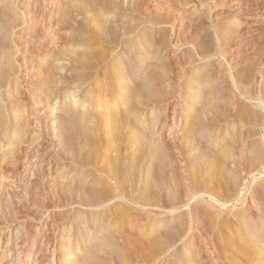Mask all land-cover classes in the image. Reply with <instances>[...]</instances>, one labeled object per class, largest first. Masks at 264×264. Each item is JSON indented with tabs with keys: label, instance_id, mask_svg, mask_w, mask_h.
<instances>
[{
	"label": "rangeland",
	"instance_id": "374dc122",
	"mask_svg": "<svg viewBox=\"0 0 264 264\" xmlns=\"http://www.w3.org/2000/svg\"><path fill=\"white\" fill-rule=\"evenodd\" d=\"M93 1H95V2H93ZM93 1H91V0L90 1L89 0H87V1L86 0H0V18H1L0 19V46H1L0 47V87H1V89H0V114H1L0 115V177L2 178V179L0 178V264L1 263L2 264H64V263L65 264H81V263L84 264V262L87 258H88L87 259L88 262L86 261L85 264H89V261H90V264H93V263L95 264V261H96V264H101L99 262L102 259H103L101 261L102 264H107V263L108 264H110V263L115 264V261L117 260V259L112 260L110 258L112 255L110 254L111 256L110 255L108 256V253H106V252L105 253L107 254L106 255L107 258H105L104 253L101 254V252L94 251L95 248L97 247V246H95V244L100 242V240H98V239H100V237L98 235H100L102 237L103 234L107 235L111 232V227H109V228L106 227V229H105V227H102L103 230H101L102 213H98V212L94 211L93 213H91L93 216L91 214L90 215L88 214L87 220H85V222L87 224H89V230L91 227L92 232H93V229H96L94 231H96L99 234H97L96 232L95 233L93 232V234H95L94 239H93V234H90L92 237L91 236L86 237V238H88V240H86L84 233L82 231L83 228L81 227L80 222H79L81 219H79L77 217L78 213L79 214L84 213L83 209H80V207L77 206L76 204L72 205V203L71 204L68 203L67 199H69V198L67 197V199H66V195L64 194L65 190L62 191L63 190L62 188H65V185L67 186L68 185L67 183L70 184L73 179L74 180L76 179V177H77V179H76L77 181L80 180V178L82 179L84 177L85 178L90 177L89 180L93 178V176L90 172L83 173L84 177L82 176V173H81V175L78 174L79 171L74 169V166H72V164H70V160L66 161L63 159V156L66 155L65 153H67L68 150H70L68 148L71 145H72L71 149L74 148L75 146L77 147L76 143L77 142L79 143V139L77 137V134L73 135L75 132L78 133V129L74 128L77 126L73 125V123H75V125H77L75 122L76 118H74L75 121H72V119H70L68 117V115H66V117H67L66 118L65 114H67V113L63 112V107H64V105L67 106L66 103L69 104V102L73 100V99L72 100L70 99V98H72L71 97L72 93L76 92L79 95L77 101H80V98H82V97L87 99L86 95L88 94V91L90 90L87 88V85L84 84L83 78H82L83 80L82 79L80 80L78 77H76L77 75H79V73H77V74L75 73V72H79V71H77L78 63L76 64V61L73 58H76L77 56L79 58V55L84 53L83 51L86 50L85 48H87L86 47L87 44L83 46V39L82 38H85L87 36L83 35V34H85V33H83V31H85V29H83L84 27H82V29H81V26L85 25L86 22L88 23V21L85 19H88L91 15L93 16V13L92 14L89 13V17H88V14L84 15V18H85L84 19L83 17H81V16H83V13H82V11H80L83 9V7L81 8L79 6L81 4L83 6L84 3H85L84 6L86 7V9H88V8L90 9L93 6L94 7L96 6V8L91 9V10L96 11L97 6H99L100 3L102 4V2H105V6L107 5L106 0L105 1L101 0V2H98L100 0H97V1L93 0ZM108 1L111 2V0H107V2ZM116 1L120 2V4H122V5H125L124 7H127L128 4L132 3V0H120V1L116 0ZM147 1L150 3V5H151V7H153V9L155 7L158 9V10L156 8L154 9V11L156 10L155 13H154V11H150L153 15V17H152V15L150 16L151 19L155 18L154 16H156L157 13L158 14L160 12H161V14L165 13V12H163V10L166 8V4L161 2V0L159 2H157V4L154 2V0H152V1L147 0ZM189 1H190L188 3L189 5H186L183 8H180V7H182V6H180L179 7L180 9L178 8L179 11L174 12L170 16L169 22L171 21L172 23L171 22L168 23L169 25L163 24L162 26L159 27V26H154L152 23H149V22H146V24L142 25V28L145 27L144 29L146 30L147 33L150 30V32L148 33V35L150 34L149 36L153 35V36L157 37L158 33H164V32H166L168 35H170L169 36L170 38L166 39L165 43L163 44L165 46L161 45V49H159L160 47L153 49V47L150 46V44H149L147 46L148 47L147 49L152 54L150 55V53H149V55H147V56H145V55L139 56L138 49H136L132 45L130 46L128 44L121 43V45H119V47H117V49H115L114 53L116 55H115V59L112 60L113 63L109 59L110 61L109 60L107 61L109 64L105 63L104 66L106 68V66L108 67L110 64L111 65L113 64V66H114L116 64H124L127 62L129 64L131 62V64L134 66L133 70H132V65L129 64V66L131 68L129 67L130 71L128 70L127 73H130L131 71H133L134 73L133 72L130 73L132 76H133V74L135 76V72L137 73L136 69L138 67H140V68L142 67L141 66L142 62L146 63L145 66H148V65H149V67L150 66L151 67L157 66L156 68H158L161 71L165 68L164 69L165 71L163 70L164 72H166V73L163 72V75L165 77L162 76L163 79L165 78L164 79L165 84L163 85L164 89L163 88H161V89H162L163 96L168 95L170 93L168 95L169 97L167 96V98H166L167 100H165V98H163L164 101H162V102H164V103L161 104L162 105L161 110L156 109V107H155L156 105L154 106L152 104H151L152 106L148 105V107L146 104L145 106L141 107L142 108L141 110H139L140 112L142 111L141 114H140V112H139V114L141 117L143 116L142 119H144V121L147 122V126L149 128H147V126H143V125L141 126V123H138L137 121L134 122L135 125L138 123V125H136L137 127L141 126V129L145 128V129H142V131L145 130L146 134L144 132H143L144 134L143 133L139 134V137H138L139 140L142 139V141H143V136L144 135L147 136L148 135L147 131H148V133L150 134L149 136L153 137V139H155V141L157 140L156 142L159 141V143H157V144H159L160 147L170 146L171 143L174 142V140L176 141V140L182 138L184 136L183 135L184 134L183 133L184 132L183 124L189 120V118L188 119H183V118H185L184 116L186 115L185 112L187 109L186 98H188L190 95H192L193 92L191 93V91H190L191 94H189V92L185 93L187 95L184 94L183 97H185V98H183L181 101L178 98H174L173 95L175 92L174 88L177 87V84H176L177 83V81H176L177 77L180 75H183L184 70H185L184 71L185 74H187V77L199 78L198 81L202 77V80H200L201 81L200 86L201 85L205 86V85L210 83V87L214 88V90L217 89L216 90L217 92L216 91L215 92H216V96H217L216 100L218 101L217 102L218 104H216L217 106H215V107H216V110L219 111V113L221 112V114H219L220 119H215V120H213V123L212 122L209 123L212 126H210L208 123H206L205 125L203 124L204 126L201 125L202 129H201V126H199L200 131L203 130V132L204 131L206 132V131L212 130V132L210 131L211 136L214 135L212 138V141L215 140V138H216L215 135L217 136V135L223 134L221 136L225 137L226 133H227L226 137H227V139H229V140L226 139L227 140L226 142H231L232 140H234L235 142H238V140L240 142L242 139L246 140L247 142L244 145L245 147H243V148L237 147L239 150L237 149L238 153H237V155H235L234 158L237 161V163L241 162L240 160H243V162L245 164H247V163L252 161L251 157L253 155H255L256 150L262 151V153H264L263 152L264 149L262 150V147L264 148V146H263L264 145V137H263L264 136V130L262 131L261 135L257 134L259 136L252 135V136L248 137L250 134L249 131L254 130V128L255 129L258 128L255 124L248 122L247 124L242 126V124H240L239 121H237V120H235L236 122L233 121L234 118L233 119L229 118V119L225 120L226 119L225 116L228 115L229 113H232V110L235 108L237 110H240V108H242V111L244 110L246 112H247V110H248V112H250L251 110H252V112H255V111H253L256 108L255 106H253L255 103L248 100L247 98L241 97L240 92L236 89V87L237 88L241 87V89H246V88L249 89L250 88L249 90L250 91L252 90L251 92H253V93L263 92L262 95L264 97V91H262V89L264 87V72H262V71H264V0H208V1L207 0H203V1L193 0V2H195V3L191 2L192 0H189ZM95 3H97L98 5ZM88 4L91 5L92 7L91 6L89 7ZM155 4H156V6H155ZM201 5L203 6V8L199 7ZM68 7H69L71 12L69 11ZM99 7H102V6H99ZM108 7H109V5H108ZM108 7H105L106 9L104 7H102V9L103 8L105 9L104 13H107V10H109L108 15L111 14L109 16V19H111L110 21L114 20L113 22L116 23V24H114V26L119 25L120 22L127 20L126 17L128 18L129 14H131V13H125L124 14V12L121 13V11H118V10L116 11L115 9H112L111 7H110V9H108ZM198 8H200V9H198ZM65 9H67V10H65ZM161 9H162V11H161ZM204 11L207 12L208 14L205 13ZM78 13H79V16H78ZM112 14H113V16H112ZM206 14L209 17H207ZM166 15H167V12H166ZM168 15H170V14H168ZM65 16H68L69 18L68 17L66 18ZM75 16H76V18H75ZM94 16H96V15H94ZM156 17H158V16H156ZM105 18H108V16H106ZM135 18L136 19H134L133 22H135V20L137 22V20H139L140 17H138V15H137V17H135ZM89 19H91V18H89ZM115 19L118 21H116ZM120 20H122V21H120ZM202 20H203V22H202ZM202 24H203V26H201ZM171 25H173V26H171ZM216 25H217V28H215ZM218 25H221V26L219 27ZM85 26H87V25H85ZM147 27H149V28H147ZM166 27L168 29H170V31ZM174 28H176V29H174ZM221 28H225V29L222 30ZM152 29H155V30L152 31ZM215 30H217V31H215ZM233 30H235V31L233 32ZM207 32H209V33H207ZM216 32H219L220 35ZM64 35H66V37ZM197 35H198V37H197ZM208 35H210L211 37ZM190 36H191V38H189ZM193 36H194V38H193ZM195 36H196V38H195ZM230 36H231V38H230ZM235 36H236V38H235ZM206 37H209V38L207 39ZM222 37H223V39H222ZM65 38H67V40ZM197 38L198 39L200 38L201 42L199 40H197ZM203 38H204V40H203ZM214 38H215V40H214ZM170 39H171V41H170ZM226 39H228V40H226ZM76 40H78V41H76ZM224 40H225V42H223ZM166 41H168V42L166 43ZM185 41L187 43L189 41L191 46L189 45V43L187 44ZM209 41H210V43H209ZM61 42H64V43H61ZM73 42H74V44H73ZM215 42L218 44H216ZM76 43H77V45H76ZM204 43H206V44H204ZM221 43L224 44V45H222L223 48L221 47ZM205 45H206V47H205ZM210 45L211 46L213 45L212 47L214 50L212 48H209ZM216 45H217V47H216ZM197 46L199 48L201 47L202 49L200 48V50H199V48ZM128 48L129 49L131 48L130 49L131 51ZM207 48L209 50H207ZM217 48L218 49L220 48L223 50L222 55L226 54V55H224L225 58H223L224 56H222V55L220 57V54L217 55ZM191 49L193 51H195V53H197V54L193 53ZM77 50H79L80 52ZM153 50H154V52H152ZM202 50H204V51L202 52ZM207 51H209V52H207ZM57 52H60L62 54V59L59 61V63L56 61ZM116 52H118V53H116ZM76 53H78L79 55ZM207 53H208V55H207ZM69 54L71 57L69 56ZM71 54H73V56ZM120 54H122V55H120ZM74 55L76 57H74ZM83 55H81V56H83ZM191 55L197 56V57H195L196 59L194 57H191ZM199 55H200V57H199ZM201 55L204 58H202ZM122 57L125 59H123ZM186 57L189 58L190 60L192 58V60H191L192 63L190 65H188L189 67L187 66V62H189L190 60H187ZM69 58H71L73 60L70 59L71 60L70 61ZM146 58L147 59L149 58V59L146 60ZM63 59H64V61H62ZM129 59H131V60H129ZM184 59L187 60L185 63L186 66L183 65L185 62ZM123 60H125V61L122 62ZM162 60H164V61H162ZM140 61H142V62H140ZM155 61H156V63H155ZM162 62H164V63H162ZM193 62H194V64H193ZM220 62H221V64H220L221 67L219 66ZM51 63L53 64L54 68L50 65ZM136 63H137V65H136ZM161 64H164V66ZM252 64H254L255 66ZM161 66H163V67H161ZM149 67H147V68H149ZM140 68H138V69H140ZM44 69H46V70H44ZM245 69H247V70H245ZM134 70H136V71H134ZM168 70H169V72H168ZM192 71H193V73H190ZM195 71H196V73L198 72L197 73L198 76L197 75L194 76ZM246 71L249 73L248 77H247L248 73ZM46 72H47V75H48V72H51L52 75L55 74L53 76L55 78V79H53L55 84L52 82V84L50 86H52V88H55V86L57 88L61 87L60 88L61 90H59V89L56 90L57 88L52 89L55 92L54 93L55 96L53 95L50 99H47L45 97V95L43 94V92L41 91L43 89L41 88L42 84H40V83L45 80L44 78H47L49 76V75L48 76L46 75ZM89 72L91 73L92 71H89ZM199 72H201L202 74L201 73L199 74ZM10 73L11 74L13 73L12 75H10V76H12V78L9 76ZM205 73H207V74L209 73V75H211V76L208 75V77H211V79H212L211 82H210L211 79L210 78L208 79L207 74H205ZM71 74H72V76H71ZM177 74H179V75H177ZM142 76H144L143 73H142ZM166 76H168V77L166 78ZM237 76H239V77H237ZM241 76L243 78H240ZM66 77L68 79H66ZM130 78L131 79L128 80V81L131 80L129 82L130 84L128 85L129 91L127 89L124 92V97H126V96L130 97V95L132 96V91H133L132 88L133 89H135L136 87L139 88V86L141 84V80H142L141 78L142 77L141 78L130 77ZM203 78L205 80H208V83H206V81ZM217 78H219V79H217ZM57 79H59V80H57ZM77 79H79L82 82V85H81V82ZM70 80H72V81H70ZM18 82H20V83H18ZM116 82H119V81H115L114 83L112 82L114 85L111 83L112 84L111 86L113 87V89L114 90L116 89L115 91H117L116 93H114V95H111L113 97L112 100L114 99L116 101L115 98L117 96V100H118V97H120L118 101H120L122 103L124 100V97L122 100L120 95L123 93V91L119 92V90H118L119 87H122V86H121V84L118 85L120 82L118 84ZM169 82H170V84L167 85V83H169ZM246 82H248V83H246ZM15 84L16 85L18 84L17 87L15 86ZM211 84L214 85V87ZM246 84L247 85L249 84L248 87L246 86ZM39 85L41 86L40 88H39ZM53 85H55V86H53ZM132 85H134V86H132ZM254 85H255L256 89L254 88ZM164 86H166L168 89ZM168 86L169 87L171 86L172 88L170 87V89H169ZM207 86H209V85H207ZM217 87H219L220 89ZM259 87L260 88L262 87L261 90ZM18 88H20V90ZM79 88H81L82 90ZM251 88H254V89H251ZM15 89H16V91H14ZM136 89H135V91H136ZM224 89H226V91H224ZM139 90L140 89H138L137 91H139ZM165 90H166V92H164ZM168 90H170V91L168 92ZM58 91H59V93H58ZM69 91H70V94H69ZM118 93H119V96H118ZM201 93L203 94V92H201ZM218 93L220 94V96ZM202 94L200 96H197V98H193V99H195L196 101H200L201 100L200 98L205 97V93L203 94L204 96ZM56 95H58V96H56ZM218 96H219V98H218ZM237 96H238V98H237ZM84 98H83V100H84ZM239 100H240V102H239ZM61 101L65 104L62 105L63 103ZM56 102L58 105H56ZM237 103H238V106H236ZM242 103H244V104H242ZM227 104H228V106H227ZM48 105L50 107H48ZM202 105L203 104H199L196 107L194 106V108L192 110H190V113L194 114V116H195V114H196V116H198L202 112V108L200 107ZM241 105H243V106L241 107ZM58 106H60V107H58ZM224 106H225V108H224ZM247 106H248V108H247ZM53 107H54V109L56 108L55 110H57V108L61 109V110L59 109L60 111L59 110L56 111L57 115L55 114V111H54V114L57 117L52 116L54 114L51 113L50 109H52ZM118 107H119L118 104L115 105V107H112L110 105L108 109L113 111L116 108L118 109ZM153 107H155V108H153ZM231 107H233V109H231ZM48 108H50V109H48ZM218 108H220L221 111ZM227 108H229V110ZM69 109H72V108L69 107ZM152 109H155V111ZM249 109H251V110L249 111ZM256 109H258V108H256ZM79 110H77V111H79ZM81 110H82V108H81ZM156 110H158V113L161 114L160 115V117H161L160 121L157 120L155 117L156 114H158ZM184 110H185V112H184ZM196 110L198 111L197 113H196ZM263 110L264 109H258V111L256 110L258 112V114L256 113L257 116L255 118L256 124H259L260 121L264 123V111ZM227 112H228V114H227ZM222 114L224 116H221ZM52 117H53V119H52ZM259 117L263 118V119H260ZM221 118H222V120H221ZM49 119H50V121H49ZM68 119H70L72 122H70V120L68 121ZM152 119H155L156 121H158L160 123H157V124L155 123V125H156L155 126V125H153L154 122ZM217 120H218L219 126L218 125L216 126ZM47 121L50 123H48ZM219 121H222L223 123H221V122L219 123ZM24 122H27V123H24ZM68 122H70L71 124ZM234 123H235V125H234ZM45 124H46V126H45ZM52 124H53V126H52ZM207 124L210 126L211 129L207 128V127H209ZM224 124H226V125H224ZM66 125H68V126L70 125V126L68 127ZM230 125H231L232 129L230 128ZM25 126H27V127H25ZM235 126H238V127H235ZM23 127H25V128H23ZM49 127L50 128L52 127V128L50 129ZM71 127L74 128L72 131H71V129H72ZM139 127H138V129H140ZM215 127H216V129H215ZM220 128L222 130H220ZM43 129L46 132H44ZM151 129H152L153 133H150ZM217 129L220 130L219 133H218ZM216 130H217V133H216ZM234 130L237 132H235ZM238 130H240V131H238ZM73 131H75V132L73 133ZM142 131H140V133ZM160 131H161V133H160ZM224 131H225V133H224ZM232 132H233V134H232ZM159 133H160V135H158ZM197 133H199V131ZM246 133L247 134L249 133V134L247 135ZM48 134L50 135L49 137H48ZM140 135L142 136L141 138H140ZM155 135L157 138L154 137ZM196 135H199V134H196ZM233 135L235 138L233 137ZM241 135L243 137H241ZM71 136H72V138H71ZM179 136H181V137H179ZM231 136L233 138H231ZM261 136L263 138L262 140H261ZM74 137H75V140H73ZM177 137H179V138H177ZM258 137L260 140L258 139ZM147 138L149 139L148 136H147ZM144 139H146V138H144ZM255 140H256V142H255ZM151 141L156 143L155 141H153L150 138L149 142H151ZM61 142H64V143H62V145H61ZM73 142H74V144H73ZM146 142H148V141L146 140ZM258 142H260V143H258ZM143 143H145V141ZM261 143H263V145ZM63 144H68V145L71 144V145L70 146H68V145L64 146ZM145 144L143 147H145ZM258 144L260 146H258ZM256 145L259 149L260 148L261 149L260 150L257 149V147H255ZM61 147L62 148L64 147V148L62 149ZM170 147L167 148L166 153L168 152L170 154H175L173 151L174 148H172L173 146L171 145ZM146 148H147V145H146ZM64 149H65V151H64ZM127 149H129V148H127ZM143 149H145V148H143ZM143 149H141L142 150L141 154L146 150V149L145 150H143ZM57 150H61L62 152L57 151ZM126 150L123 151V154H125L124 155L125 159H126V157H128V153L133 152L132 150H131L132 152H130V150H128L129 152L127 151V153H125ZM242 150L244 153L240 152ZM63 152H65V153H63ZM113 153H116V152H112L111 154L113 155ZM193 153H195L194 150H193ZM258 153H256V154H258ZM115 155L116 154H114V156ZM146 155L147 156L149 155V150H148V154H147V152L145 153V156ZM150 156H148V157H150ZM173 156H176V154ZM56 157H57V159H56ZM60 157H61V161H59ZM238 157H240V158H238ZM238 159H239V161H238ZM252 159H253V157H252ZM147 160L148 159H146L145 162L143 163V166H141L142 168L141 169L139 168L141 171L143 169L144 177H145L144 173L147 172L145 170H147V168L149 167L148 165L150 163L149 162L150 160H148L149 163L146 162ZM181 165L182 164H177V166H179V167L184 166V164L182 166ZM144 166H145V168H143ZM182 171H183L182 168H180L178 173L181 175ZM36 174H37V176H36ZM181 177L182 176H180L178 178L180 181L183 180V178H181ZM144 179H146V178H144ZM178 179H177V181H179ZM263 179H264V177H263ZM34 187H35V189H34ZM64 196H65V198H64ZM66 200H67L68 204L66 203ZM246 204H248V201L244 204L245 206H243V204L240 205L242 207H239V206L237 207V205L235 203H232L229 206H230V209H233V211H236V213L239 212L238 213V214H240L239 220L240 219L242 220L241 221V227H245L247 224L248 225L251 224L250 227L251 226L253 227L252 223L254 224V221L256 222V219H254V217L251 216V211L247 209L246 206H248V205H246ZM70 205H71V207H70ZM262 205L264 206V203ZM238 210H240V211H238ZM242 211H245V212H242ZM97 214L99 217L97 216ZM166 216L167 217H164V216L158 217L159 220H161L159 224H160V226H162L158 229L159 234H161V232L166 233V231H168V230L170 231L171 230L170 226H173L172 223L174 222V219L172 220V217H170L171 215L170 216L166 215ZM161 217H163V218H161ZM243 217H246V219L244 218L245 221L243 220ZM95 218H97L98 220ZM91 219H93V220H91ZM162 219H163V221H162ZM179 219H180L179 220V222H180L181 219H183V216L179 217ZM237 219L238 218L232 219L229 222H227L228 224L225 223V224H222L223 226L220 225L219 228H226V229H221V230H229V228L230 229L232 228V226H233L232 224L238 223ZM77 220H79V221L77 222ZM89 221H91V222H89ZM233 221H235V222H233ZM246 221H248L249 223ZM81 222H82V220H81ZM242 222L243 223L246 222V223L243 224ZM98 226H100V227H98ZM164 226H166V228ZM190 226H191L190 227L191 233L189 236H191V237L188 236L187 239L184 240L183 243L179 242L178 245L171 246V247L169 245L170 249H167L168 246H166V248L163 246L167 251L166 254L171 255V256H169L170 259L164 253H163L164 254V256H163L161 251H158L157 253L155 252V258L163 261L165 259V256H166V259L168 258L170 261L171 260L173 261L172 264H190L192 261L195 262V263L192 262L193 264H198V263L202 264L203 262H204L203 264H211V263L217 264L216 260H217L218 255L217 254L212 255L210 253L211 251L213 252V249L211 248V246H208L207 241H205L206 237L203 236V233H205L204 229L203 228L199 229L193 223H191ZM227 226H228V228H227ZM97 228H99V229H97ZM162 228H164V229H162ZM107 229H109V230H107ZM165 229H167V230H165ZM174 230L172 229L171 232H174ZM218 230L220 231V229H218ZM218 230H217V232H219ZM201 231H203V232H201ZM63 232H66V233L63 234ZM158 233H156V234H158ZM163 233H162V235H163ZM67 234L70 235L68 237L71 238V240L68 237H66ZM156 234H153V236H157ZM159 234H158V236H159ZM198 234L199 235L201 234L200 238H199ZM95 236H98V237H95ZM165 236H167V237L164 238V241L166 239L171 240V238H169V237H171L170 235H169V237H168V235H165ZM78 237H79V239H78ZM239 239H241V237L240 238L236 237V240H235V237H233V241H239ZM47 240L49 242L50 241L51 242L49 243ZM67 240H68V243H67L65 248L67 249V251H70V253H71L70 256L73 254L72 256H74V257H72V260H71L70 256L69 257L66 256L67 251L63 247L64 242H67ZM75 240H76V242H74ZM89 240H90V242H89ZM44 242H46V243H44ZM86 242H88V243H86ZM166 242H168V241H166ZM164 244H165V242H164ZM81 245H82V247H81ZM96 245H98V244H96ZM92 246L95 248H92ZM262 246H263V244L259 243L257 245V248H260ZM85 248L89 249L91 251H88ZM175 248H177V249H175ZM218 248H219V246H218ZM209 249H211V250H209ZM174 250H177V251H174ZM65 251H66V253H65ZM119 251H120V249H119ZM119 251L117 250L116 253ZM203 251H204V253H203ZM208 251H210V252H208ZM83 252H86V253L84 254ZM89 252H91V253L93 252L94 254L90 253L91 254L90 255ZM182 252H183V254H182ZM175 253H176V255H175ZM86 254H88V255H86ZM97 254H98V256H97ZM193 254H195V255H193ZM221 254L223 255V256L222 255L221 256L225 258L226 252L224 250H221ZM159 255H160V257H159ZM173 255H175V256H173ZM178 255H179V257H177ZM192 255H193V257H192ZM197 255L200 257H198ZM156 256L159 258H157ZM186 256H188V257H186ZM84 257H85V259H84ZM96 257H98V258H96ZM184 257L188 258V260ZM64 258H68L69 261L64 262ZM116 258H118V257H116ZM99 259H101V260H99ZM182 259H184V260H182ZM195 259L198 260L197 263H196ZM207 259H209V261H206ZM106 261H107V263H106ZM185 261H187V262L190 261V262L187 263ZM227 261H229V259ZM119 262H120V260H119ZM147 262H146V264H151L150 261H147ZM229 262L234 264L233 261H229ZM118 264H120V263H118ZM143 264H145V262Z\"/></svg>",
	"mask_w": 264,
	"mask_h": 264
},
{
	"label": "bare ground",
	"instance_id": "6f19581e",
	"mask_svg": "<svg viewBox=\"0 0 264 264\" xmlns=\"http://www.w3.org/2000/svg\"><path fill=\"white\" fill-rule=\"evenodd\" d=\"M91 1H93V0H91ZM103 1H105V0H103ZM159 1L160 0H154V2L156 4ZM201 1H203V0H201ZM93 2H95V1H93ZM98 2H101V0ZM161 2L166 4V8L163 10V12H165V13H163V14H161V12L159 14L157 13L156 16H158V17L154 16L155 18H153V19H151V17H150L152 15V13L150 11H154V9L156 8L155 7L156 4L154 6L155 8L153 9V7H151L150 3L147 0H132V3L128 4L127 7H124L125 5L120 4V2H117L116 0H113V1L111 0V2H109V1L107 2V0H106V3H107L106 6H105V2H102V4L100 3L101 5L99 4V6H102L104 8L108 7V5H109L108 9H110V7H111L112 9H115L116 11L117 10L121 11V13L124 12V14L125 13H131V14H129L128 18L126 17L127 20L120 22V24L116 25V26H114V24H116L113 22L114 20L112 19L113 21H110L111 19H109V16L111 15V14L108 15L109 10H107V13H104L106 8L105 9L103 8L104 9L103 10L102 7L97 6V10L94 11L91 9L96 8V6L92 7L91 5H89L90 4L89 3L88 4L89 7L91 6L92 8L89 9L87 7L88 9H86V7L84 6L85 5L84 2H83L84 3L83 6H82V4L79 6L81 8L83 7V9L80 10L83 13V16H81V17L84 18V15H87V14L89 17V13L90 14L93 13V16L94 15L97 16V17L96 16L93 17L91 15L92 17L91 16L89 17L91 19H89V18L85 19L84 18L85 20L88 21V23L84 22L85 25H87V26L82 25L81 29H82V27H84L83 29H85V31H83V33H85V34H83V35H86L87 37L82 38V39H83V46L87 44V46H86L87 48H85L86 50L83 49L84 53L81 54V55L84 54L83 56L76 53L79 55V58H78V56L76 57L75 55H74V57H76V58L72 57L76 61V64L78 63L77 71H79V72H75V73L76 74L79 73V75H77L76 77H78L80 80L83 78L84 84L87 85V88L90 90L88 91L87 95L84 93L87 96V99L80 95L82 98H80V101H77L79 95L76 92H74L71 94L72 98H70L71 100L72 99L73 100L72 101L69 100L70 101L69 104L66 103L67 106H65L64 105L65 103H63L62 101L61 102L63 104L60 102L65 107V108L63 107V112L67 113V114L64 113L65 117H66V115H68V117L70 119H72V121H75L74 118H76L75 122L77 125H75V123H73V125L77 126L74 128L78 129V133L75 132L77 130L76 129L75 131H73V133L74 132L75 133L74 134L72 133V134L73 135L77 134V137L79 139V143L78 142L76 143L74 141L77 144V147L74 145L75 147L73 146L74 148H72V149H71V146H72L71 144H70L71 146L68 144H63L64 146L65 145L70 146L68 148L70 150H68V152L66 151L67 153L63 152L66 154L63 156V159L66 161L70 160V164H72V166H74V169L79 171L78 174L81 175V173H82V176H83V173L90 172L92 174L93 178L89 180L90 177L85 178L83 176L84 178H82V179L80 178V180L77 181L76 180L77 177H76V179L75 180L73 179L70 184L65 181L68 185L67 186L65 185V188H62L63 189L62 191L65 190L64 194L66 195V199H67V197L69 198V199H67L68 203H70V204L72 203V205L76 204L77 206L80 207V209H83L84 213H82V214L78 213V216H77L79 219L82 220V222H81V220L80 221L77 220V222L78 221L80 222V225L83 228L82 231L84 233L85 238L90 237L91 236L90 234H93V232L94 233L96 232V231H94L96 229H93V232H92L91 227L89 230V224H87L85 222V220H87L88 214L90 215L94 211L98 212V213H102L101 230H103L102 227H105V229H106V227H108V228L111 227V232L107 235L103 234L102 237L100 235H98L100 237V239H98V240H100V242L96 243L97 241L95 240L96 241L95 243L98 245L95 244V246H97V247L95 248L92 246V248H95V250L94 249L93 250L96 252L97 251L101 252V254L104 253L105 258H107L106 253H108V256L111 254L112 256L110 255L111 256L110 258L112 260L117 259L116 260L117 262L115 261V264L116 263L117 264L118 263H120V264H143L144 262L146 264L147 261H150L151 264H172L173 261L169 260L170 259L169 256H171V255L166 254L167 251L165 248H166V246H168L167 249H170L169 245L171 247V246L178 245L179 242L183 243L184 240H186L187 237L191 233V229H190L191 223L195 224V226H197L199 229H202V228L204 229L205 233H203V236L206 237L205 241H207V243H208V244L207 243L206 244L208 246H211V248L213 249V252L212 251L211 252L208 251V252H210L212 255L213 254L218 255L217 260H216L217 264H232L229 261H233L234 264H264V206L262 205L264 203V179H263V177H264V153H262V151H258L255 149L256 153H258V152L259 153L258 154L255 153V155L252 156L253 159L251 157V160H252V161L250 160L251 162L245 164L243 162V160H240L241 162L237 163V161L234 158L235 155H237V153H238L237 147H241V148L245 147L244 145L247 142L246 140L242 139L240 142H239V140H238V142H235L234 140H232L231 142H226L227 140H229L226 137L227 133L225 134L226 138L224 136L222 137L221 135H223V134L220 133L221 135H217V136L215 135L216 138H215V140L213 139L214 141H212V138L214 136V135L211 136L210 131L212 132V130L206 131V132L205 131L203 132V130L200 131L199 126H201L203 124L205 125L206 123H208V124L211 122L213 123V120L220 119L219 114H221V112L219 113V111L216 110V107H215V106H217L216 104H218L217 103L218 101L216 100V98H217V96H216L217 91L216 90L217 89L214 90V88L210 87V83L207 84L209 86L201 85L202 86L201 87L200 86V84H201L200 80H202V77L199 81H198L199 78L187 77V74H185V72H184L185 70L184 71L182 70L184 73V74L182 73L183 75H180L177 77V79H176L177 87L174 88L175 92H174V95L172 94L173 97L178 98L181 101L183 98H185V97H183V95L185 93H187V92H189V94H191L192 92L193 93L188 98H186L187 109H186V112L184 110L186 115L184 114L185 118H183V119L189 118V120H188L189 122L187 121L183 124V129H184L183 135L184 136L182 138L176 140V141L174 140V142L171 143V145L173 146L172 148H174L173 151L177 156L176 157V156H173L175 154H170L168 152H167L168 154L166 153L167 148H169L171 145L166 146V147H164V146L160 147V145L157 144V143H159V141L156 142L157 140L155 141V139H153V137L149 136L150 134L148 133L147 130H146L147 134H148L147 136L149 137V139L147 138L146 135L143 136V141H142V139L139 140V138H138L139 134H142L143 132L146 134L145 130L142 131V129H145V128L141 129V126L142 125L147 126V122H145L144 119H142L143 116L142 117L140 116L142 111L140 112L139 110L142 109L141 107L145 106L146 104H147V107H148V105H150V106L156 105L155 106L156 109L161 110V107H162L161 104L164 103V102H162V101H164L163 98H165V100H167L166 98L170 94L169 93L168 95L163 96L162 89H161V88H163V85L165 84V80H164L165 78L164 79L162 78V76L165 77L163 75L165 68L163 69L164 71L163 70L161 71L158 68H156L157 66H155V67H151V66L149 67V65L145 66L146 63H143L142 61H140V62H142V65H141L142 67L141 68L138 67L140 69L137 68L136 69L137 73L135 72V76H134V74L132 76L130 73L133 71H131L130 73H127V71L129 70V67H130L129 64L132 65L131 62L129 64H128V62L124 63V64H116L114 66H113V64L112 65L110 64L108 67L106 66V68L104 66L105 63L109 64L107 62L109 59L111 61L113 59H115V55H116L114 53L115 49H117V47H119V45H121V43L128 44L130 46L132 45L133 47L138 49L139 56H144V55L147 56V55H149V53H150V55L152 54L147 49L148 48L147 46L149 44H150V46L153 47V49L158 48V47H160L159 49H161V45H163L165 43L166 39L170 38L169 37L170 35H168L166 32H164V33H158L157 37L153 36V35L149 36L150 34L148 35V33L150 32V30L147 33L146 30L144 29L145 27L142 28V25L146 24V22L152 23L154 26H159V27L162 26L163 24L166 25V24L171 22V21L169 22L170 16L174 12H178L179 11L178 8L180 6H182L180 8H183L184 6L189 5L188 3L190 1L189 0H161ZM191 2H193V0ZM193 3H195V2H193ZM95 4H97V3H95ZM199 7L203 8L202 5ZM68 9H69V7H68ZM198 9H200V8H198ZM65 10H67V9H65ZM69 11H70V9H69ZM155 11H154V13H155ZM161 11H162V9H161ZM166 12H167V15H166ZM205 13H207V12H205ZM113 14H112V16H113ZM136 14L140 18H139V20H137V22H136V20H135V22H133L134 19H136L135 17H137ZM168 14H170V15H168ZM207 14H206V16H207ZM78 16H79V13H78ZM106 16H108V18H105ZM65 17L67 18L68 16H65ZM152 17H153V15H152ZM207 17H209V16H207ZM75 18H76V16H75ZM116 21H118V20H116ZM120 21H122V20H120ZM202 22H203V20H202ZM173 25H171V26H173ZM201 26H203V24ZM218 26L220 27L221 25H218ZM147 28H149V27H147ZM215 28H217V25ZM174 29H176V28H174ZM221 29L223 30L225 28H221ZM153 30H155V29H152V31ZM168 30L170 31V29H168ZM215 31H217V30H215ZM234 31L235 30H233V32ZM207 33H209V32H207ZM216 33H218L220 35L219 32H216ZM198 35H197V37H198ZM64 36L66 37V35H64ZM208 36H210V35H208ZM223 37H222V39H223ZM189 38H191V36ZM193 38H194V36H193ZM195 38H196V36H195ZM206 38L208 39L209 37H206ZM230 38H231V36H230ZM235 38H236V36H235ZM65 39L67 40V38H65ZM171 39H170V41H171ZM197 40L200 41L201 39L197 38ZM203 40H204V38H203ZM214 40H215V38H214ZM226 40H228V39H226ZM76 41H78V40H76ZM168 41H166V43ZM223 42H225V40ZM61 43H64V42H61ZM188 43H189V41H188ZM206 43H204V44H206ZM209 43H210V41H209ZM73 44H74V42H73ZM216 44H218V43H216ZM76 45H77V43H76ZM189 45H190V43H189ZM222 45H224V44L221 43V47L223 48ZM163 46H165V45H163ZM210 46H209V48L213 49V47H212L213 45L211 47ZM205 47H206V45H205ZM216 47H217V45H216ZM200 48H199V50H200ZM220 48L219 49L217 48V55L220 54V57H221L223 50ZM207 50H209V49L207 48ZM77 51H79V50H77ZM203 51L204 50H202V52ZM60 52H57L56 61L58 63L62 59V54ZM152 52H154V50ZM192 52L195 53V51H193V50H192ZM207 52H209V51H207ZM116 53H118V52H116ZM73 54H71V55L73 56ZM195 54H197V53H195ZM120 55H122V54H120ZM202 55H201V57H202ZM207 55H208V53H207ZM224 55H226V54H224ZM224 55H222V56H224ZM69 56H70V54H69ZM187 57H186V59L190 60ZM191 57L195 58L197 56L191 55ZM199 57H200V55H199ZM202 58H204V57H202ZM223 58H225V56ZM70 59L71 58H69V60ZM73 59H71V60H73ZM123 59H125V58H123ZM148 59L146 58V60H148ZM186 59H184L185 60V62L183 64L184 66H186V64H185L187 61ZM129 60H131V59H129ZM191 60H192V58H191ZM191 60L189 62H187V66L192 63ZM62 61H64V59ZM124 61L125 60H123L122 62H124ZM162 61H164V60H162ZM112 63H113V61H112ZM155 63H156V61H155ZM162 63H164V62H162ZM193 64H194V62H193ZM220 64H221V62L219 63V66L221 67ZM50 65L53 67L52 63ZM136 65H137V63H136ZM161 65L164 66V64H161ZM252 65H254V64H252ZM163 66H161V67H163ZM133 67L134 66L132 65V70H133ZM147 67H149V68H147ZM44 70H46V69H44ZM80 70L81 71L83 70L84 72L83 71L81 72ZM136 70H134V71H136ZM245 70H247V69H245ZM89 71H92V72L90 73ZM168 72H169V70H168ZM262 72H264V71H262ZM142 73L144 76H142ZM164 73H166V72H164ZM190 73H193V71ZM197 73L195 71L194 76L195 75L198 76ZM200 73L201 72H199V74ZM12 74L10 73L9 76ZM205 74H207V73H205ZM46 75H47V72H46ZM48 75H47L48 77L44 78L45 80L40 83V84H42V87L39 85V88L41 87L43 89L41 91L43 92L45 97L47 99H50L55 93L52 89H55L57 87L55 85H53V86H55V88H52V86H50L52 84V82L54 83L53 79H55V78L53 76L55 74L52 75L51 72H48ZM177 75H179V74H177ZM208 75H209V73L207 74V78L211 79V77H208ZM248 75H249V73L247 74V77H248ZM71 76H72V74H71ZM209 76H211V75H209ZM242 76L240 78H243ZM10 77L12 78V76H10ZM130 77H139V78L142 77L141 78L142 80L140 79L141 84H140L139 88L136 87L137 88L136 89L134 87L136 89V91H135V89L132 88L133 91H132V96L130 95L131 98L129 96L124 97V92L128 89V85L130 84L129 82L131 81V80L128 81L129 79H131ZM167 77L168 76H166V78ZM237 77H239V76H237ZM66 79H68V78L66 77ZM79 79H77V80H79ZM217 79H219V78H217ZM57 80H59V79H57ZM72 80H70V81H72ZM115 81H119L120 83L119 82H116V83L117 84L119 83L118 85L121 84V86H122V87H119V89L117 88L119 90V92L123 91V93L120 95L122 100L124 97V100L122 103L120 101H118L120 97H118V100H117V96H116V98L114 97L116 99V101L114 99L112 100L113 97L111 95H114V93L117 92V91H115L116 89L114 90L113 87L111 86ZM205 81H206V83H208V80H205ZM211 81H212V79L210 80V82ZM18 83H20V82H18ZM246 83H248V82H246ZM168 84H170V82L167 83V85ZM17 85L15 84L16 87H17ZM81 85H82V82H81ZM248 85L246 84L247 87H248ZM132 86H134V85H132ZM212 86L214 87V85H212ZM164 87H166V86H164ZM170 87H169V89H170ZM219 87H217V88H219ZM60 88H57L56 90H58V89L61 90ZM254 88H255V85H254ZM254 88H251V89H254ZM261 88H260V90H261ZM0 89H1V87H0ZM18 89L20 90V88H18ZM79 89H81V88H79ZM138 89H140V90L137 91ZM236 89L240 92L241 97L247 98L248 100L254 102L255 104L253 106H255L258 109H264V97L262 95L263 92L259 93V92L254 91L255 93H253V92H251L252 90L251 91L249 90L250 88L249 89L248 88L241 89V87H238V88L236 87ZM263 89H264V87H263ZM263 89H262V91H264ZM14 91H16V89ZM128 91H129V89H128ZM169 91L170 90H168V92ZM190 91H191V93H190ZM224 91H226V89H224ZM164 92H166V90ZM201 92H203V94L205 93V97L201 96L203 99L200 98L201 99L200 101H196L195 99H193V98H197V96H200L202 94ZM58 93H59V91H58ZM69 94H70V91H69ZM185 95H187V94H185ZM56 96H58V95H56ZM118 96H119V93H118ZM219 96H220V94H219ZM219 96H218V98H219ZM83 98H84V100H83ZM237 98H238V96H237ZM239 102H240V100H239ZM117 104L119 106L118 109L116 108L113 111L108 109L110 105L112 107H115V105H117ZM199 104H203L202 106H200L202 108V112H201V114H199L200 116L199 115L196 116V114L194 116V114L190 113V110H192L194 108V106L196 107ZM242 104H244V103H242ZM56 105H58L57 102H56ZM227 106H228V104H227ZM236 106H238V103ZM242 106L243 105H241V107ZM48 107H50V106L48 105ZM58 107H60V106H58ZM69 107L72 109H69ZM155 107H153V108H155ZM233 107H231V109H233ZM81 108H82V110H81ZM224 108H225V106H224ZM247 108H248V106H247ZM256 108H255V110H253L255 112H252L251 109H249V111L251 110L250 112H248V110L246 112L244 110L242 111V108H240L241 111L237 110L235 108V109H233L234 111L232 110V113L228 114V112H227L228 115H226L225 116L226 119L225 118L224 119L227 120L229 118H232V119L234 118L233 121H235V120L239 121L240 124H242V126H244L248 122L253 123L258 128L257 129L254 128V130L249 131L250 134L248 133L249 134L248 137H250L252 135L259 136L257 134L261 135L262 131L264 130V123L259 120L261 123L259 122V124H256V121H255V118L257 116L256 113L258 114V112H257L258 109H256ZM48 109H50V108H48ZM55 109H54V107L52 109H50L52 114H54V111L56 114V111L59 110L60 108H57V110H55ZM218 109H220V108H218ZM227 109L229 110V108H227ZM77 110H79L80 112ZM152 110L155 111V109H152ZM156 111L158 113V110H156ZM220 111H221V109H220ZM139 112H140V114H139ZM197 112L198 111L196 110V113ZM55 114L52 116L57 115V114L56 115ZM223 114L221 116H224ZM160 115L161 114L158 113L155 116L156 119L159 121L161 119ZM52 119H53V117H52ZM70 119H68V121ZM260 119H263V118H260ZM152 120L154 122L153 125H155V123L156 124L160 123V122L156 121L155 119H152ZM221 120H222V118H221ZM49 121H50V119H49ZM72 121L70 120V122H72ZM135 121H137L138 123H141V126L140 127L138 126L140 129H138V127L136 126V125H138V123L136 125L134 124ZM70 122H68V123H70ZM220 122L223 123L222 121H219V123ZM24 123H27V122H24ZM48 123H50V122H48ZM226 124H224V125H226ZM217 125H218V120H217L216 126ZM234 125H235V123H234ZM45 126H46V124H45ZM52 126H53V124H52ZM66 126H68V125H66ZM210 126H212V125H210ZM210 126L207 128L211 129ZM25 127H27V126H25ZM25 127H23V128H25ZM235 127H238V126H235ZM71 128H72L71 129V131H72L74 128L73 127H71ZM147 128H149V127L147 126ZM230 128H231V125H230ZM201 129H202V126H201ZM215 129H216V127H215ZM217 130H216V133H217ZM220 130H222V129L220 128ZM220 130H218V133ZM140 131H142V132L140 133ZM198 131H199V133H197ZM238 131H240V130H238ZM44 132H46V131L44 130ZM235 132H237V131H235ZM150 133H153L152 129L150 130ZM160 133H161V131H160ZM160 133L158 135H160ZM224 133H225V131H224ZM49 134H48V137L50 136ZM196 134H199V135H196ZM232 134H233V132H232ZM141 137L142 136L140 135V138ZM154 137H156V135ZM179 137H181V136H179ZM179 137H177V138H179ZM233 137H234V135H233ZM233 137L231 136V138H233ZM241 137H243V136L241 135ZM71 138H72V136H71ZM144 138H146V139H144ZM150 138L153 141H155L156 143H154L152 141L149 142ZM258 139H259V137H258ZM262 139L263 138L261 136V140ZM73 140H75V137ZM146 140L148 142H146ZM144 141L146 144L143 143ZM74 142H73V144H74ZM255 142H256V140H255ZM62 143H64V142H61V145H62ZM258 143H260V142H258ZM144 144H145V147H143ZM261 144L263 145V143H261ZM146 145H147V148H146ZM258 146H260V145L258 144ZM255 147H257V145ZM127 148H129V149H127ZM143 148H145L146 150L149 148L148 149L149 150L148 156L151 155L150 157H148L147 155L145 156L146 152L148 154V150L146 151ZM141 149L145 150L144 151L145 153L143 152L141 154V151H142ZM257 149H259V148L257 147ZM263 149L264 148L262 147V150ZM125 150H126L125 153H127L128 150H130V152L133 151L132 153H128V157H126V159L124 158L125 154H123V151H125ZM193 150L195 151L196 154L193 153ZM57 151H61V150H57ZM64 151H65V149H64ZM112 152H116V153H113V155H112L111 154ZM240 152H243V150ZM114 154H116V155L114 156ZM57 157H56V159H57ZM238 158H240V157H238ZM146 159L150 160L149 161L150 163L148 162V160L146 161L149 163V165H148L149 167L147 168V170H145L147 172L144 171L145 172L144 173L145 177H144L143 169H142V171L140 169L142 168L141 166H143V163L145 162ZM59 161H61V157H60ZM238 161H239V159H238ZM177 164H182V165L184 164V166L179 167V166H177ZM143 168H145V166ZM180 168H182V170H183L181 175L178 173ZM36 176H37V174H36ZM180 176H182L181 178H183V180H181V181L178 179ZM144 178H146V179H144ZM177 179L179 181H177ZM34 189H35V187H34ZM64 198H65V196H64ZM67 200H66V203H67ZM247 201H248V204H246V205H248V206H246V207L248 210L251 211V216H253L254 219H256V222L254 221V224L252 223L253 227L252 226L250 227L251 224H249V225L247 224L245 227H241V221L242 220L241 219L239 220V218H240V216H239L240 214H238L239 212L236 213V211H233V209H230V206H229L230 204L235 203L237 205V207L238 206L242 207L240 205L243 204V206H245L244 204ZM70 207H71V205H70ZM238 211H240V210H238ZM242 212H245V211H242ZM166 215H169V216L171 215L170 217H172V220L174 219V222L172 223L173 226H170L171 230L170 231L168 230L169 232L166 231V233L161 232V234H159L158 229L162 226H160V224H159L161 220H159L158 217L159 216L167 217ZM97 216H98V214H97ZM182 216H183V219H181V221L179 222V220H180L179 217H182ZM246 217H243V220H244V218L246 219ZM161 218H163V217H161ZM235 218H238L237 219L238 223L232 224L233 226L231 225L232 226L231 229L229 228V230H221V229H226V228H219L220 225L223 226L222 224H225V223L228 224L227 222H229L230 220L235 219ZM95 219H97V218H95ZM91 220H93V219H91ZM162 221H163V219H162ZM235 221H233V222H235ZM89 222H91V221H89ZM246 222H248V221H246ZM245 223H243V224H245ZM98 227H100V226H98ZM164 227L166 228V226H164ZM227 228H228V226H227ZM97 229H99V228H97ZM162 229H164V228H162ZM172 229L173 230L175 229L174 232H171ZM218 229H220V231ZM107 230H109V229H107ZM165 230H167V229H165ZM217 230L219 232H217ZM201 232H203V231H201ZM65 233L66 232H63V234H65ZM156 233H158L159 236ZM162 233H163V235H162ZM97 234H99V233H97ZM153 234H156L157 236H153ZM94 235L95 234H93V239H94ZM165 235H168V237L170 235L171 237H169V238H171V240L166 239L164 241V238L167 237ZM200 235H199V238L201 237ZM68 236H70V235L67 234L66 237H68ZM98 236H95V237H98ZM189 237H191V236H189ZM233 237H235V240H236V237H239V238L241 237V239H239V241H233ZM69 239L71 240V238H69ZM78 239H79V237H78ZM86 240H88V238H86ZM163 241L165 242V244L167 243L168 245L167 244L165 245ZM166 241H168V242H166ZM74 242H76V240ZM89 242H90V240H89ZM44 243H46V242H44ZM67 243H68V240H67V242H64V244H63L64 248L66 247ZM86 243H88V242H86ZM259 243L263 244V246L260 248H257V245ZM218 246L220 249L218 248ZM81 247H82V245H81ZM119 249L121 252L119 251ZM175 249H177V248H175ZM86 250L91 251L89 249H86ZM117 250L120 253L119 252L116 253ZM209 250H211V249H209ZM221 250H224L226 252L225 258L222 257L223 255L221 254ZM66 251H67V249H66ZM66 251H65V253H66ZM158 251H161L163 256H164V254L166 256H168L169 259L168 258L166 259V256H165V259L163 261L156 259L155 258V252L157 253ZM174 251H177V250H174ZM86 252H83V253L85 254ZM93 252L92 253L89 252V254L90 253L94 254ZM203 253H204V251H203ZM70 254H71L70 251H67L66 256L69 257ZM182 254H183V252H182ZM72 255L70 256L71 260H72V257H74ZM86 255H88V254H86ZM175 255H176V253H175ZM175 255H173V256H175ZM193 255H195V254H193ZM193 255H192V257H193ZM97 256H98V254H97ZM116 257H118V258H116ZM159 257H160V255H159ZM159 257H157V258H159ZM177 257H179V255ZM186 257H188V256H186ZM186 257H184V258H186ZM198 257H200V256H198ZM96 258H98V257H96ZM84 259H85V257H84ZM87 259L85 260V262L87 261ZM118 259L120 260V262ZM186 259L188 260V258H186ZM228 259H229V261H227ZM99 260H101V259H99ZM182 260H184V259H182ZM67 261H69V259L64 258V262H67ZM101 261L99 263L102 264ZM197 261L198 260H196V263H197ZM206 261H209V259H207ZM85 262H84V264H85ZM185 262H187V261H185ZM188 262H190V261H188ZM192 262H194V261H192ZM192 262L190 264H193ZM106 263H107V261H106ZM89 264H90V261H89ZM95 264H96V261H95ZM198 264H200V263H198Z\"/></svg>",
	"mask_w": 264,
	"mask_h": 264
}]
</instances>
